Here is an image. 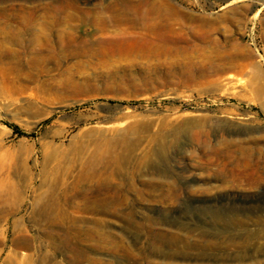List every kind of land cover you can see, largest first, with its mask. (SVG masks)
Wrapping results in <instances>:
<instances>
[{"label": "rangeland", "instance_id": "rangeland-1", "mask_svg": "<svg viewBox=\"0 0 264 264\" xmlns=\"http://www.w3.org/2000/svg\"><path fill=\"white\" fill-rule=\"evenodd\" d=\"M117 1L0 0V264H264V0Z\"/></svg>", "mask_w": 264, "mask_h": 264}, {"label": "bare ground", "instance_id": "bare-ground-1", "mask_svg": "<svg viewBox=\"0 0 264 264\" xmlns=\"http://www.w3.org/2000/svg\"><path fill=\"white\" fill-rule=\"evenodd\" d=\"M156 1L157 0H144L143 2L146 3L147 5H149V7L153 11H156L158 6H161V5L157 6ZM131 3L132 2H130L129 0H122V1L114 2L113 4H115V5H113L112 7L114 8L115 11L120 10V14H117L118 13L117 12L116 14L108 16V17L100 15V16H93L92 18H89L87 22L91 23L92 25L90 27H86L84 29L85 31L82 33H87L90 36L89 39L92 38V40H90V42L93 41L92 45H94L97 41H99L101 39H108L109 41H112V43L117 45V51L113 50L114 56H117L116 53H120L121 55L128 53L127 54L128 57H130V56L133 57V55H137L139 57V56H142L144 53L146 54L147 53L146 51H148V53H149V50L152 51L153 47L157 44L156 37L154 38V37L148 36V33H146L147 31L146 32L135 31V32L130 33L128 31V29H125V26L122 24H126L128 26L127 28H129V27L144 28V29L151 31L152 33L157 32V27L154 23H150L147 20L148 15L145 16L146 14L143 13L142 9L132 7ZM159 4H163V3L161 2ZM138 5H139V3L137 4V6ZM143 7L144 6H141V8H143ZM163 7L164 6H162V8ZM133 12H135V14H132ZM156 24H157V22H156ZM119 25H121L122 27H118ZM116 26H117V28H115ZM172 28H173V26H172ZM73 29H75L74 26H73ZM118 29H120V30L118 31ZM108 30H113L114 31L113 34L105 33V31H108ZM65 33L63 36H66V37L70 38L71 40H75L79 37H83L84 35H86V34H78L76 32H72L70 30L68 31V33H66V35H65ZM48 38L49 37H47V39ZM62 39H63V37H62ZM150 42H151V45L146 47V45L147 44L149 45ZM81 44L82 45H79V46H84L83 42ZM118 49L120 50V52H118ZM47 209H49V207H47V205H43L40 208V211L44 214L45 213L44 211ZM52 211H54V210H52ZM46 212H48V211H46ZM56 212H60V211H56ZM49 213H50V211H49ZM179 253L183 256H186V255H188L189 251L182 250V251H179ZM201 255L202 254H200L198 256H201Z\"/></svg>", "mask_w": 264, "mask_h": 264}]
</instances>
